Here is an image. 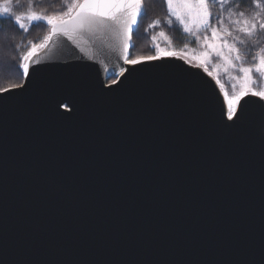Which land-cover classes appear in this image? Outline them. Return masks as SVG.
Returning <instances> with one entry per match:
<instances>
[{"label":"water","instance_id":"obj_1","mask_svg":"<svg viewBox=\"0 0 264 264\" xmlns=\"http://www.w3.org/2000/svg\"><path fill=\"white\" fill-rule=\"evenodd\" d=\"M131 47L54 36L0 91V264H264V101L227 127L216 81L171 60L106 86Z\"/></svg>","mask_w":264,"mask_h":264},{"label":"snow or ice","instance_id":"obj_2","mask_svg":"<svg viewBox=\"0 0 264 264\" xmlns=\"http://www.w3.org/2000/svg\"><path fill=\"white\" fill-rule=\"evenodd\" d=\"M12 2L13 0H8V3ZM22 2L25 0H15V8H19ZM26 2L29 5L27 11L17 13L14 7L3 6L0 7V15L13 19L25 33L28 32L33 22L43 21L50 26L48 34L44 36L39 45L29 42L31 46L27 54L21 56L22 61L29 62L40 49L46 48L54 36L63 35L73 39L76 35L85 31L91 32L100 27L116 32L123 38L125 48H127L132 39L133 26L137 25V17L143 18L148 14L144 0H71L65 5L66 11L53 15L32 10L36 6L35 0H26ZM242 2L243 0H167L168 12L184 26L185 33L192 34L196 40H200L196 32L211 33V37L207 35L203 37V42L210 51L195 58L199 61V66L204 67L207 72L206 64L209 57L215 54L223 60L225 71L233 68L238 69L241 74L233 77L239 89L237 90V84H233L231 95L225 90L220 80L216 79V84L223 91L226 101L227 121H231V124L226 125L227 127H233L243 120L245 113L241 101L245 97H258L259 101H264V87L259 86L256 78L257 76L264 78V46L258 48L256 55L252 57L253 63L250 66H244L243 59L251 51L252 46L264 43V3L260 0H252V4L246 5L252 11L246 13L240 9ZM213 8L219 10L214 14ZM225 12H227V17L224 16ZM213 19L215 25L212 23ZM24 21H27V24ZM159 24L160 21L157 20L149 27H156ZM171 24V19L166 21V25ZM193 25L195 31H193ZM135 30L138 31V28ZM165 35V32H160V36ZM241 49L244 51L242 52ZM174 56H176L174 51L157 48L155 55L138 59L125 58V60L130 65H137ZM17 67L18 71L22 70L23 77L29 76V63H21ZM119 74L124 73L121 71ZM208 75L211 76L212 73L209 72ZM113 83L117 81L113 80ZM13 87L20 86L13 85ZM0 91L7 92L9 89H0ZM259 101L255 102L259 103ZM260 107L264 108V104H260Z\"/></svg>","mask_w":264,"mask_h":264},{"label":"trees","instance_id":"obj_3","mask_svg":"<svg viewBox=\"0 0 264 264\" xmlns=\"http://www.w3.org/2000/svg\"><path fill=\"white\" fill-rule=\"evenodd\" d=\"M69 0H35V7L32 9L38 13H45L48 15L58 13L61 11ZM264 3V0H260ZM15 6V0L12 2ZM252 4V0H243L240 4V9L246 13L252 11L251 8L246 5ZM144 6L148 9L147 16L139 17L135 29L132 33V47L130 49V59H136L146 57L149 55H155L157 48L164 50H182L185 47L193 45V39L188 33H185L181 24L172 17L168 12L167 4L165 0H144ZM29 5L25 2L20 3L18 11H27ZM219 9L213 8L215 14ZM227 17V12L224 13ZM171 19L172 24L166 25V21ZM159 20L160 24L156 27H149ZM215 25V20H212ZM46 30V23L33 22L29 27L28 32H24L15 24L13 19L5 15H0V50L2 52L0 56V78L8 75H15L16 83L0 81V89L12 87L13 85H20L23 80L21 71H18V65L21 63V56L24 55L30 48V43H37L43 37ZM160 32H165V36H160ZM155 37V39H153ZM264 46L256 45L251 47V51L243 57L244 66H250L253 63L252 57L256 55L258 48ZM243 52L244 50L241 49ZM7 67V68H6ZM3 73V74H2ZM9 77V76H8ZM12 81V82H14ZM229 94V86L226 85Z\"/></svg>","mask_w":264,"mask_h":264},{"label":"rangeland","instance_id":"obj_4","mask_svg":"<svg viewBox=\"0 0 264 264\" xmlns=\"http://www.w3.org/2000/svg\"><path fill=\"white\" fill-rule=\"evenodd\" d=\"M165 1H166V4H167V0H165ZM70 2H71V0L68 1V3H70ZM3 6H10V7H14L15 8L13 3H11V4L8 3V0H0V7H3ZM15 10L17 11V13L25 12L23 10L22 11H18L17 8H15ZM66 10L67 9H66V6H65L61 11H59L58 13H55V14H59L60 12H63V11H66ZM51 15H53V14H51ZM24 22L27 24V21H24ZM181 26L184 28L183 25H181ZM192 27H193V31H195V26L193 25ZM49 30H50V26L46 24L45 33H44L43 37L41 38V40H39L36 43L37 45H39L42 42L44 36H46L48 34ZM188 34L193 39V45L192 46H190V47L187 46V47H185L182 50H167V51H174L176 53V56H174V57H165V58H162L160 60H171V61H173L175 63L183 64V65H185L187 67H190L192 69H198L205 76L211 77L215 81H216V79H219L221 84L224 85L225 90H227V88H226V85H227V86H229L230 91L232 92V90H233L232 89V85L233 84H237L236 80L233 79V77H238V76L241 75L238 72V69L229 68L228 71H225L224 70V62H223V60L220 57H217L215 54H211L210 57H209V61L206 64V67L208 69V71L206 72L204 70V67L199 66V61L197 59H195L196 57H200L202 53H204L206 51H210L209 49L206 48V46H205V44L203 42V37L205 35L211 37V33L210 32L205 33L203 31L196 32V35L200 37V40H196L195 36H193L190 33H188ZM51 41L48 42L46 47H48V45L51 43ZM44 49L45 48L40 49L37 53L41 52ZM27 52H25L24 55L27 54ZM1 54H2V52L0 50V56H1ZM136 59H138V58H136ZM20 62L23 63L25 61L21 60ZM20 71H22V70H20ZM209 72L212 73L211 76L208 75ZM255 75L256 74H254V76ZM256 78H257L259 86L264 87V78H260L258 76ZM14 80H16L15 75L11 76V75L6 74V77L3 76V77L0 78V81L2 82V84H4V82H6V83L9 82V83L14 84V83H16V81H14ZM12 81H14V82H12ZM217 87H218V90L220 91V94L224 95L223 91L220 88V86L217 85ZM238 89H239V86L237 84V90Z\"/></svg>","mask_w":264,"mask_h":264},{"label":"bare ground","instance_id":"obj_5","mask_svg":"<svg viewBox=\"0 0 264 264\" xmlns=\"http://www.w3.org/2000/svg\"><path fill=\"white\" fill-rule=\"evenodd\" d=\"M52 40H53V38H52ZM48 47H49V45H48ZM48 47H46L44 50H42L41 52L37 53L34 57H32L30 62L29 61L23 62V63H29V65H30L29 72H30V69H31L33 63L35 62V60H37L41 55H43V53L46 52ZM129 56H130V53H129ZM128 59H130V58H128ZM137 65H139V64H137ZM137 65H130V64L126 63V61H125L124 68L121 70V71H123L124 74L123 75L118 74L117 78H109V79H107L106 80V86L116 84V83H113V80L118 82L121 77H123L128 71H130L132 68L136 67ZM25 80H26V78L23 77L22 84L25 82ZM22 84L19 85V86H22ZM13 88H16V87L12 86V87H8L6 89H13ZM221 98H222V101H223V104H224V109H225V111H224V119H225V121L227 123H229L231 121H227V117H226L227 105H226V101L224 100V95L221 94ZM65 110L69 111V109H67V108H65Z\"/></svg>","mask_w":264,"mask_h":264}]
</instances>
